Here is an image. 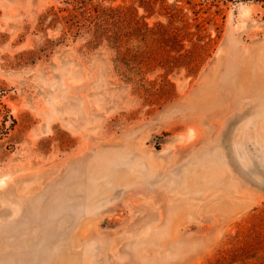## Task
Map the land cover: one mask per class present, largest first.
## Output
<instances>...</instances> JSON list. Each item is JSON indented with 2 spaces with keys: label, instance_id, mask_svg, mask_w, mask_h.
<instances>
[{
  "label": "rangeland",
  "instance_id": "rangeland-1",
  "mask_svg": "<svg viewBox=\"0 0 264 264\" xmlns=\"http://www.w3.org/2000/svg\"><path fill=\"white\" fill-rule=\"evenodd\" d=\"M0 264H264V0H0Z\"/></svg>",
  "mask_w": 264,
  "mask_h": 264
}]
</instances>
